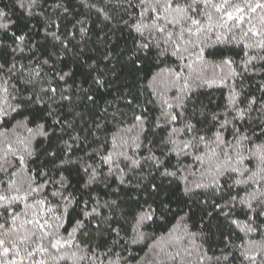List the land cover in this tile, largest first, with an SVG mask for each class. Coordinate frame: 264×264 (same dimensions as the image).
<instances>
[{"label":"snow or ice","instance_id":"snow-or-ice-1","mask_svg":"<svg viewBox=\"0 0 264 264\" xmlns=\"http://www.w3.org/2000/svg\"><path fill=\"white\" fill-rule=\"evenodd\" d=\"M93 14L131 36L127 64L146 80L154 119L133 100L130 121L109 112L112 100L100 106L118 74L111 49L97 59L88 46ZM232 44L238 60L218 47ZM245 74H264V0H0V264H264V80L260 96L245 95ZM213 87L227 89L224 106L189 111ZM54 137L52 174L30 168L39 138ZM125 199L137 204L128 215ZM169 216L166 231H146ZM205 217L229 228L218 251L206 245L219 224Z\"/></svg>","mask_w":264,"mask_h":264},{"label":"trees","instance_id":"trees-1","mask_svg":"<svg viewBox=\"0 0 264 264\" xmlns=\"http://www.w3.org/2000/svg\"><path fill=\"white\" fill-rule=\"evenodd\" d=\"M4 2L7 3L8 0H4ZM71 3L73 5H76L77 0H71ZM12 11V19L16 20L18 25L22 24V10H20L19 8H13ZM79 11L83 12L84 9L81 8L79 9ZM92 18L94 23L90 25V27L92 28V34L88 46L90 48L96 49L95 56L97 59L100 58V56L104 53L106 49H111L114 53V57L112 59V63L109 64L108 67L112 68L113 66H115V71L118 74V78L111 76L109 77L113 86L108 89L107 94L98 97V102L100 106L103 107L105 100H112L114 103L112 108L109 109V112L113 111L115 108H119L125 114V118L130 121L132 117V107L129 106L126 101L133 100L134 104L139 103L144 107H147L149 109V115L152 119H154L155 116L158 115V108L155 107L153 104L147 103V101L153 99V97L151 96L148 90L143 89L141 87V84L146 83V80L143 79V77L138 79L137 74L131 69L130 65L127 64V54L132 48V39L128 31L124 29L123 25L118 23V21H113L111 25L105 27L103 23H101L99 20H96L94 14ZM109 28H111L112 30L109 31ZM101 29H103V31H101ZM104 33H107V39H104ZM97 36L101 37V39L98 40ZM218 47L223 49L227 54L234 56L237 60L240 58V55H242L240 49L235 44L220 45ZM154 68L155 65L152 62H149L145 68V73L143 75H149L151 71L154 70ZM77 76H79V70L77 71ZM260 80H264V74H245V78L243 79V81H237V83H242L245 95L255 94L257 96H260V93L257 91V88L259 87L258 82ZM142 91L144 93L143 95H141ZM226 94L227 89L223 87L199 89L197 90L196 94L193 95L192 100L189 103V111H191L193 107L197 109L198 113L201 108H203L205 111H208L209 109L218 110L219 108H222L224 106ZM118 97L122 98L118 99ZM136 111H139V109H136ZM253 115L256 114L253 113ZM85 119L87 120L88 117L86 116ZM109 119L111 120V117H109ZM115 123L116 121L113 120L112 123L108 124V131L114 130ZM159 131L160 130H157V132ZM65 139H67V137H65ZM88 139L92 147L96 146L97 141L95 138L89 136ZM103 140L104 135L99 134V141L102 142ZM57 146L58 141L55 139V137L52 139L51 142H46L42 138H39V142L37 143L36 147L39 148L40 155L30 162V168L34 170H39L41 167H44L46 170H49L50 174H52L51 169L54 162L51 160V158L45 155V152L58 150ZM82 147H84V150H87V147ZM78 154L82 155L83 152H79ZM70 178L72 179V183L74 185V188L71 190L75 191L79 188V184L82 183V181L78 182L79 177L77 176L76 169H73L71 171ZM164 183L165 185L167 184L166 181ZM51 187L52 186H50V189ZM90 191L93 193L98 192L103 195L105 190L103 189V186H100L99 188L94 186ZM170 192L173 196L174 201L182 202L185 199L183 197V194L178 192L175 188H171ZM77 194L80 195V193ZM82 198L88 199L87 192L83 194ZM104 198L108 197L105 196ZM139 199L141 203H143L144 199H148L149 202H151V197L149 196L147 191L140 193ZM122 208L125 209V214L128 215L132 212L133 209L137 208V204L133 201L125 199L122 204ZM78 213L79 207L74 206V210L72 211V217L76 218ZM201 215V210L198 207L194 208L191 222L194 225H198ZM237 216H239L241 219L244 218L243 212H241L239 209L237 210ZM209 219H211L212 225L219 224V228H211V235L207 241L206 246H210L211 248L217 249L218 251V246L221 244L222 239L221 234L228 233L229 228L222 221V219L205 217L206 222ZM168 220V224H164L163 222L158 221L156 225H153L152 228L146 229V231L154 230L157 233L164 232L167 230L168 227L171 226V223L175 222L171 216L168 217ZM119 223L121 227L127 229L130 232V224L125 223L124 220H120ZM66 227H70V224L66 225ZM92 227H94V225ZM134 251L137 256V259H139L140 257H143L145 255L147 249L144 247V245H136L134 246Z\"/></svg>","mask_w":264,"mask_h":264}]
</instances>
